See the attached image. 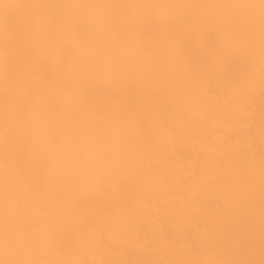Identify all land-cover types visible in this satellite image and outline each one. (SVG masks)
I'll return each mask as SVG.
<instances>
[{"label": "bare ground", "instance_id": "1", "mask_svg": "<svg viewBox=\"0 0 264 264\" xmlns=\"http://www.w3.org/2000/svg\"><path fill=\"white\" fill-rule=\"evenodd\" d=\"M0 264H264V0H0Z\"/></svg>", "mask_w": 264, "mask_h": 264}]
</instances>
